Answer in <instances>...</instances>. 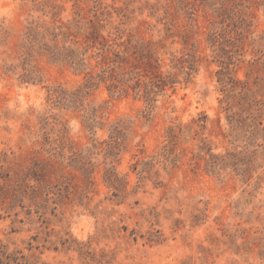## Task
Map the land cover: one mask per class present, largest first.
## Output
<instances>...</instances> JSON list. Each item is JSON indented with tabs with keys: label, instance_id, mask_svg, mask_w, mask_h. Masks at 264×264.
Listing matches in <instances>:
<instances>
[{
	"label": "rangeland",
	"instance_id": "374dc122",
	"mask_svg": "<svg viewBox=\"0 0 264 264\" xmlns=\"http://www.w3.org/2000/svg\"><path fill=\"white\" fill-rule=\"evenodd\" d=\"M0 264H264V0H0Z\"/></svg>",
	"mask_w": 264,
	"mask_h": 264
}]
</instances>
